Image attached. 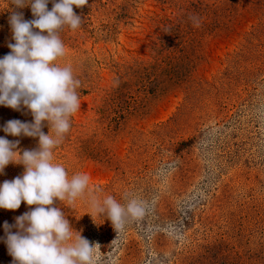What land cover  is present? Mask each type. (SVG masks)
<instances>
[{
  "label": "rangeland",
  "instance_id": "374dc122",
  "mask_svg": "<svg viewBox=\"0 0 264 264\" xmlns=\"http://www.w3.org/2000/svg\"><path fill=\"white\" fill-rule=\"evenodd\" d=\"M14 11L35 18L0 0V59ZM73 11L81 26L59 32L55 63L71 67L81 106L53 149L69 178L90 177L81 197L54 204L72 239L96 245L92 264H264V0H88ZM11 120L32 123L31 112L0 105V137L36 150L38 137L5 133ZM24 171L9 163L0 185ZM108 196L143 214L116 232L91 204ZM34 207L0 208V264H14L5 223L15 234Z\"/></svg>",
  "mask_w": 264,
  "mask_h": 264
},
{
  "label": "clouds",
  "instance_id": "9594fccd",
  "mask_svg": "<svg viewBox=\"0 0 264 264\" xmlns=\"http://www.w3.org/2000/svg\"><path fill=\"white\" fill-rule=\"evenodd\" d=\"M13 0L16 8L31 7V21L23 14L13 12L9 18L12 39L10 53L0 59V105L19 110L21 105L32 114L34 122L11 120L4 127L13 136L38 137L36 150L17 151L19 141L11 142L0 137V174L9 163L22 164V176L0 185V208L16 210L22 202L35 206L16 218L13 234L4 225L6 244L14 264H92L96 245L79 234L72 239L74 230L56 201L72 203L88 188L90 177L76 173L68 177L65 167L53 163V149L70 129V118L80 109L76 89L79 81L70 66L55 63L65 55V45L59 32L65 27L76 30L82 19L73 11L88 0ZM38 29V31H36ZM44 122L50 129L42 131ZM92 207L105 215L116 232L123 229L128 217L143 214L135 201L126 206L108 196L102 202L95 198Z\"/></svg>",
  "mask_w": 264,
  "mask_h": 264
}]
</instances>
